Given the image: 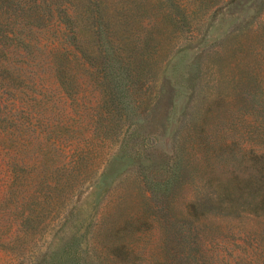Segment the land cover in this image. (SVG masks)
<instances>
[{
    "label": "rangeland",
    "instance_id": "374dc122",
    "mask_svg": "<svg viewBox=\"0 0 264 264\" xmlns=\"http://www.w3.org/2000/svg\"><path fill=\"white\" fill-rule=\"evenodd\" d=\"M65 11L84 35L94 23L103 54L72 63L64 111L36 108L32 143L0 127V264H212L210 242L231 264H264V215L249 203L264 162V0H65ZM229 189L237 209L195 215L200 197Z\"/></svg>",
    "mask_w": 264,
    "mask_h": 264
},
{
    "label": "trees",
    "instance_id": "16d2710c",
    "mask_svg": "<svg viewBox=\"0 0 264 264\" xmlns=\"http://www.w3.org/2000/svg\"><path fill=\"white\" fill-rule=\"evenodd\" d=\"M86 6L89 8V5ZM66 11L65 0H0V127L8 132L13 143L22 138L26 145L32 143L31 135L26 136L25 131L31 130L34 118L44 117L36 109L41 104L53 102V107L64 111L65 106H59L55 101H62L65 105V91L68 94L75 92L71 70L73 62H79L80 65L85 61L97 62L103 54L101 50L99 54L93 50L94 23L90 27V33L84 35L78 24L80 15L74 17ZM91 17L93 15L89 16ZM106 24L110 26L109 22ZM114 36L117 37L116 31ZM119 49L118 47L115 53L117 60L121 59ZM121 51L125 52V47ZM128 67L127 64L121 66L125 71ZM89 72L94 75L91 68ZM116 73L119 75V72ZM112 74L115 75V71L111 74L110 71H105L102 77L106 79L112 76L114 80ZM95 76L99 77V73ZM108 88L107 93L104 92L105 101L116 103L117 113L120 115V93L110 90V86ZM19 93L23 95L18 97ZM57 120L56 126L65 129L64 119ZM39 137L37 134V138ZM49 137L53 138L52 145L56 148L59 135L50 133ZM254 195L255 198L249 203L254 204L251 205L252 208L260 210L264 215V162ZM237 200L230 189L222 193L214 191L197 200L194 212L197 217H210L237 209ZM197 219L199 221L201 218ZM211 230V225L201 227L199 223V239L201 232L203 239L208 238ZM198 242L201 244L200 240ZM209 244L207 248L201 244L206 252L202 254L212 264H231L224 255V245L218 242ZM198 250L200 251V246Z\"/></svg>",
    "mask_w": 264,
    "mask_h": 264
}]
</instances>
